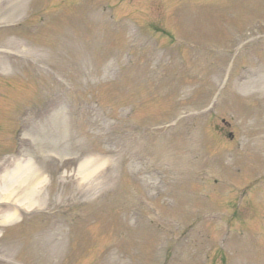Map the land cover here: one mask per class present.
<instances>
[{
    "label": "rangeland",
    "instance_id": "obj_1",
    "mask_svg": "<svg viewBox=\"0 0 264 264\" xmlns=\"http://www.w3.org/2000/svg\"><path fill=\"white\" fill-rule=\"evenodd\" d=\"M260 35L264 0H0V177L34 160L69 223L0 225V264H264Z\"/></svg>",
    "mask_w": 264,
    "mask_h": 264
},
{
    "label": "bare ground",
    "instance_id": "obj_2",
    "mask_svg": "<svg viewBox=\"0 0 264 264\" xmlns=\"http://www.w3.org/2000/svg\"><path fill=\"white\" fill-rule=\"evenodd\" d=\"M3 2L5 3V0ZM25 165L23 167L15 163L14 170L4 173L2 177L0 204L8 203L11 207L9 210H3L0 205V224L14 220L19 209L33 207L37 194L41 191L42 180L36 176L31 163L26 162Z\"/></svg>",
    "mask_w": 264,
    "mask_h": 264
}]
</instances>
